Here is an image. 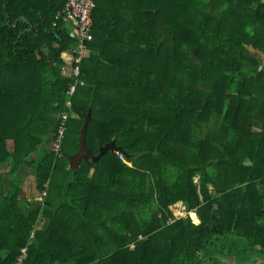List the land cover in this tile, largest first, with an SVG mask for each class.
<instances>
[{"label":"trees","instance_id":"1","mask_svg":"<svg viewBox=\"0 0 264 264\" xmlns=\"http://www.w3.org/2000/svg\"><path fill=\"white\" fill-rule=\"evenodd\" d=\"M66 1L0 0V188L4 178L19 190L30 167L45 191L29 212L13 193L0 198V264L25 245L24 264H199L228 250L246 264L264 253V66L252 52L264 53V0H94L73 95L64 54L76 40L52 25ZM89 109L86 146L97 154L114 140L125 160L108 151L69 169ZM178 200L198 224L167 223Z\"/></svg>","mask_w":264,"mask_h":264},{"label":"built area","instance_id":"2","mask_svg":"<svg viewBox=\"0 0 264 264\" xmlns=\"http://www.w3.org/2000/svg\"><path fill=\"white\" fill-rule=\"evenodd\" d=\"M94 8V0H67L61 10L56 12L53 16L52 25L54 26L58 20L66 22L69 28V35L76 40V47L71 51V64L73 65L70 66L68 73V76L74 80L68 87L67 93L69 95H73L79 86H83L85 84L84 81L80 79L79 64L82 63L81 51L85 48V44L93 39L92 14ZM65 104L68 108H70V100H66ZM67 121V112L59 115L58 127L53 135L54 139L50 145V150L56 156L61 154V142L67 128ZM116 155L120 160H125V156L121 151H116ZM168 209L171 212V216L167 220L168 224L173 223L174 221L181 218H189L192 223H196L198 221L196 208L188 209L181 200L170 204ZM32 235L33 234H31V236ZM139 238H141V236H139ZM130 247H133V244H131ZM26 256L27 246H23L20 248V252L13 264H24Z\"/></svg>","mask_w":264,"mask_h":264},{"label":"crops","instance_id":"3","mask_svg":"<svg viewBox=\"0 0 264 264\" xmlns=\"http://www.w3.org/2000/svg\"><path fill=\"white\" fill-rule=\"evenodd\" d=\"M84 51H88L87 57H85L86 59L83 56ZM64 56L66 57V62H67V64L64 66V74L68 75L69 66L71 64V56H72L71 51H66ZM81 58H82L83 63H88L90 61V58H91V50L85 47L81 51ZM89 110L91 112V109H89ZM59 115L60 114H58L57 117ZM89 121H90V119H89ZM71 123L74 124V122H71ZM81 127H82V125H81ZM81 127H80V129H81ZM80 129H78V132L80 131ZM78 137H79V134H78ZM48 141H50V139ZM11 144L12 143H9V145H11ZM47 145H48V143L47 144L46 143L45 144H43V143L39 144L37 147V150L29 154L28 159L29 160L30 159L36 160L37 158H39L41 151L43 150L44 147H47ZM82 161L83 160L80 161V164ZM88 163H92V162L89 161ZM80 164L78 165V167L80 166ZM9 167H10V165L7 162L0 163V175L1 176H7L8 171H9ZM24 171H25L24 176L22 177L19 190L14 191V190H11L7 184L4 185L6 180L3 178L2 181H4V183L2 184L3 186H1V188H0V198L4 197L5 195H9V194L13 193V194L17 195L16 202L18 203V208L19 209L21 208L22 210H24V212H29L30 210H32V207L34 209H37L38 207H40V205H42L41 204L42 194L39 193L38 183L36 181V177L33 174L31 168L26 167L24 169ZM45 182H48V181H45ZM45 222H46V218L40 214V216H38V218L35 221L34 230L42 228L45 225ZM198 223H199V219L194 224H198ZM34 230L31 232V234H33ZM25 246H27V245H25ZM206 258H204L199 264H238V262L241 261V259L238 257V255H234L229 250L226 252V254L221 253L219 255H214L213 257H211V259H206ZM244 263H246V264H264V253H262L260 255L253 256V257H251V259L249 261L244 262Z\"/></svg>","mask_w":264,"mask_h":264},{"label":"water","instance_id":"4","mask_svg":"<svg viewBox=\"0 0 264 264\" xmlns=\"http://www.w3.org/2000/svg\"><path fill=\"white\" fill-rule=\"evenodd\" d=\"M90 119V110H88L84 122L82 124V127L80 131L78 132V149L74 154H65V156L68 159L69 167L71 169H76L78 165L80 164V161L83 160L85 162H96L100 159L101 156H103L108 151H118L120 148L115 145V141L112 140L109 143L104 144L103 146H100L98 148V153L93 154L90 149L85 144V137L87 132V125Z\"/></svg>","mask_w":264,"mask_h":264},{"label":"rangeland","instance_id":"5","mask_svg":"<svg viewBox=\"0 0 264 264\" xmlns=\"http://www.w3.org/2000/svg\"><path fill=\"white\" fill-rule=\"evenodd\" d=\"M254 54H255V57H254V59L258 62L259 61V63L262 65V66H264V53L263 52H261V51H259V50H254L253 49V51H252ZM206 132L204 131V133H203V136H204V134H205ZM64 136V135H63ZM70 136H68V137H65V138H69ZM247 162V161H246ZM68 168H69V165H68ZM69 169H71V168H69ZM89 170V169H88ZM87 170V171H88ZM90 171L92 172V170L90 169ZM90 172V173H91ZM60 175V174H59ZM196 178L197 177H195L194 178V180H196ZM55 180L54 181H58V182H60L59 180H60V177L58 176V175H56L55 176V178H54ZM48 184H49V182H45L44 183V187H47L48 186ZM45 195V191H42V196H44ZM152 217L154 218V219H157V217H156V215H155V213L152 211Z\"/></svg>","mask_w":264,"mask_h":264},{"label":"bare ground","instance_id":"6","mask_svg":"<svg viewBox=\"0 0 264 264\" xmlns=\"http://www.w3.org/2000/svg\"><path fill=\"white\" fill-rule=\"evenodd\" d=\"M84 52H85V51H84ZM84 52H83V53H84Z\"/></svg>","mask_w":264,"mask_h":264}]
</instances>
